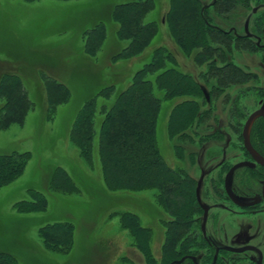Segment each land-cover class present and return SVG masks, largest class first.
<instances>
[{
	"label": "rangeland",
	"instance_id": "obj_1",
	"mask_svg": "<svg viewBox=\"0 0 264 264\" xmlns=\"http://www.w3.org/2000/svg\"><path fill=\"white\" fill-rule=\"evenodd\" d=\"M124 1L128 0H0V77L4 73L18 74L34 101L22 123L0 129V154L29 152L23 173L0 188V252L11 254L16 264H144L142 251L135 249L131 235L120 225L119 215L125 211L136 213L150 228V251L160 257L164 238L161 220L166 215L154 201L155 191L108 190L98 163L91 165L81 158L69 139L83 102L103 86L111 84L113 91L124 89L135 71L151 59L155 47L171 51L184 72L196 75V69L205 70L182 55L170 37L164 15L169 0H154L145 15L144 21L153 20L158 26L148 47L136 56L115 60V54L128 41L115 33L118 24L111 10ZM219 16L215 22L220 23ZM96 25H104L106 33L101 49L92 57L84 53L83 46L86 33ZM220 32L229 31L222 27ZM44 76L70 90L69 100L52 111L46 103ZM167 107L168 103H163L157 122L158 145L171 165H182L197 176L188 163L181 164L174 155L173 145L187 146L188 141L168 139L166 113L162 117ZM57 166L72 176L71 191L49 189ZM29 190L46 195L45 211L16 210L18 201L33 199ZM54 220L74 225V244L68 253L47 250L38 235L40 225Z\"/></svg>",
	"mask_w": 264,
	"mask_h": 264
},
{
	"label": "trees",
	"instance_id": "obj_2",
	"mask_svg": "<svg viewBox=\"0 0 264 264\" xmlns=\"http://www.w3.org/2000/svg\"><path fill=\"white\" fill-rule=\"evenodd\" d=\"M154 0H128L115 4L111 16L117 22L115 33L128 43L118 50L114 59L129 58L142 53L158 32L157 23L144 21ZM169 0L165 23L170 37L182 55L192 57L195 64L203 65L210 77L201 75L206 84L236 83L240 80L238 69L228 72V67L216 66L213 56L222 58L223 51L215 44L225 40H238L231 31L220 32L212 27L214 15H221L237 5L248 6V0ZM236 5V6H235ZM215 14H212V12ZM211 12V13H210ZM106 29L96 25L85 35L84 53L92 57L103 44ZM222 34V35H221ZM220 35V36H219ZM194 54V55H193ZM232 67V66H231ZM152 74L153 76L148 78ZM46 103L51 111L57 104L69 100L70 90L56 79L44 76ZM112 96V98H111ZM0 129L23 122L27 111L34 105L21 78L16 73L0 77ZM194 77L182 71L176 56L164 46L153 49L151 59L135 71L129 84L120 91L113 86L101 87L83 102L75 116L69 139L78 153L89 164L99 165L102 181L110 191L141 192L154 190V201L165 213L161 225L164 238L160 257L150 251L151 230L142 224L140 217L131 211L121 212L120 225L132 237V245L142 251L144 264H171L179 258L188 243L196 239L194 219L196 203L194 181L182 165H171L163 155L157 141L156 129L163 103L168 107L166 133L169 140L188 141V145H173L174 155L181 160L193 161L195 148L205 138H194L193 128L200 124L208 105L204 101ZM197 133L194 132V136ZM29 152L0 154V188L13 183L24 171ZM181 163V162H180ZM52 191L74 189L72 176L60 166L54 167L49 183ZM32 200L22 199L15 205L22 213L42 212L47 209L44 193L29 190ZM74 225L70 221L54 220L40 225L38 235L45 248L51 252L68 253L74 244ZM189 232L190 234H187ZM192 232V233H191ZM183 239V244L180 240ZM0 264H16L15 258L0 252Z\"/></svg>",
	"mask_w": 264,
	"mask_h": 264
},
{
	"label": "flooded vegetation",
	"instance_id": "obj_3",
	"mask_svg": "<svg viewBox=\"0 0 264 264\" xmlns=\"http://www.w3.org/2000/svg\"><path fill=\"white\" fill-rule=\"evenodd\" d=\"M218 17L214 15L211 25L228 28L238 40L215 44L223 56L212 59L216 66L228 67V72L238 69L240 80L212 87L201 79L206 73L214 81L206 70L190 73L201 92L202 108L207 104L209 111L193 128L194 138H205L191 149L193 161L180 160L197 172V176L188 172L194 181L196 239L171 264H264V0L229 8L220 23L215 22ZM201 87L206 88L209 101Z\"/></svg>",
	"mask_w": 264,
	"mask_h": 264
},
{
	"label": "water",
	"instance_id": "obj_4",
	"mask_svg": "<svg viewBox=\"0 0 264 264\" xmlns=\"http://www.w3.org/2000/svg\"><path fill=\"white\" fill-rule=\"evenodd\" d=\"M201 90H202V92H203V94H204L206 100L209 101V94H208L206 88L201 87ZM258 113H259V112H258ZM254 115H256V114L254 113V114L249 118L247 124L249 123L250 119H251ZM239 165H241V163H240V164H236L235 166H233V167L231 168L229 174L231 173V171H232L235 167H237V166H239ZM228 177H229V175H227L226 180H225V186H226V188H228V184H227ZM200 182H201V180L198 182V185H197V187H196V196H197L198 200H200V198H199V187H200ZM204 208H205V206H204ZM204 216H205V214H204ZM204 222H205V217H204V219H203V223H204Z\"/></svg>",
	"mask_w": 264,
	"mask_h": 264
}]
</instances>
